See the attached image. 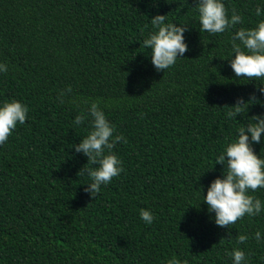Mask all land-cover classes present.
Segmentation results:
<instances>
[{
  "label": "trees",
  "instance_id": "16d2710c",
  "mask_svg": "<svg viewBox=\"0 0 264 264\" xmlns=\"http://www.w3.org/2000/svg\"><path fill=\"white\" fill-rule=\"evenodd\" d=\"M197 3L0 0V105L29 109L0 145V264H233L235 248L246 264H264V210L220 227L202 201L224 175L216 157L249 117L264 115V81L236 78L228 60L235 31L264 19V0H223L242 22L217 34L201 33ZM157 14L187 25L188 51L161 71L143 46ZM69 86L76 103H59ZM253 93L248 112L229 119ZM85 100L99 101L127 141L113 150L124 171L96 198L78 173L88 157L72 147L90 130V118L74 124ZM253 148L264 157V134ZM253 194L264 202V188Z\"/></svg>",
  "mask_w": 264,
  "mask_h": 264
},
{
  "label": "clouds",
  "instance_id": "9594fccd",
  "mask_svg": "<svg viewBox=\"0 0 264 264\" xmlns=\"http://www.w3.org/2000/svg\"><path fill=\"white\" fill-rule=\"evenodd\" d=\"M197 8L201 33H223L242 22L235 8L229 18L223 0H198ZM255 13L261 16V7L258 6ZM151 23L155 30L144 40L143 46L150 49L155 69L167 70L188 51L184 36L187 25L166 22V15L162 14L152 17ZM228 60L236 78L264 81V19L259 20L254 27H240L235 31ZM7 71V64L0 63V72ZM258 91L264 94V87H258ZM71 93L70 86L61 90L57 96L58 102L76 103L75 98L70 97ZM254 101L255 93L247 101L243 97L238 98L230 106L227 117L232 119L238 114L245 115V110L248 112L249 105L253 104L250 102ZM82 103L87 107L75 117L74 124L81 125L90 118V130L80 143L72 147L76 153L83 152L88 157L87 165L90 166H84L78 173L89 177L84 191L96 198L103 185L111 183L114 177L124 171L122 160L113 150L122 139L125 143L127 141L123 134H115V126L101 109L99 101L89 103L85 100ZM28 112L27 105L15 99L6 100L0 105V145L8 142L18 123L23 125L26 122ZM249 118L247 124L238 128L237 137L227 143L225 150L216 157L215 164L224 166V175L211 182L202 200L208 205V211L215 213V223L220 227L230 228L246 215L254 217L264 210V202L253 194L264 188V157L253 148V144L261 143L264 115L256 114ZM140 217L147 224L154 220L152 212L147 209L140 210ZM248 239L247 235L239 234L237 242L244 244ZM254 239L257 242L261 240L259 231L255 233ZM229 255L233 264H246V254L240 248H235ZM167 264H181V261L173 256L167 260Z\"/></svg>",
  "mask_w": 264,
  "mask_h": 264
}]
</instances>
